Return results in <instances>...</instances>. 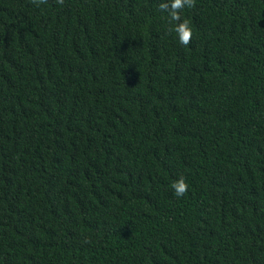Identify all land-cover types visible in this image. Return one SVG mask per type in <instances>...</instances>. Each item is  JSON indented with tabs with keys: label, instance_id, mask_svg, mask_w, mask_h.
Masks as SVG:
<instances>
[{
	"label": "trees",
	"instance_id": "16d2710c",
	"mask_svg": "<svg viewBox=\"0 0 264 264\" xmlns=\"http://www.w3.org/2000/svg\"><path fill=\"white\" fill-rule=\"evenodd\" d=\"M0 264H264V0H0Z\"/></svg>",
	"mask_w": 264,
	"mask_h": 264
},
{
	"label": "clouds",
	"instance_id": "9594fccd",
	"mask_svg": "<svg viewBox=\"0 0 264 264\" xmlns=\"http://www.w3.org/2000/svg\"><path fill=\"white\" fill-rule=\"evenodd\" d=\"M183 189H184L183 182H180L179 185L176 186L177 195H182L183 194Z\"/></svg>",
	"mask_w": 264,
	"mask_h": 264
}]
</instances>
